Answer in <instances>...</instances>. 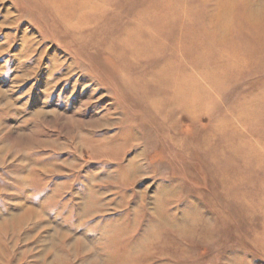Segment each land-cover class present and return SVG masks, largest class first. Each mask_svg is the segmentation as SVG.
I'll return each mask as SVG.
<instances>
[{
  "label": "rangeland",
  "instance_id": "rangeland-1",
  "mask_svg": "<svg viewBox=\"0 0 264 264\" xmlns=\"http://www.w3.org/2000/svg\"><path fill=\"white\" fill-rule=\"evenodd\" d=\"M0 264H264V0H0Z\"/></svg>",
  "mask_w": 264,
  "mask_h": 264
}]
</instances>
